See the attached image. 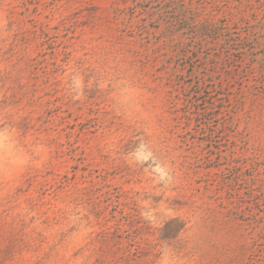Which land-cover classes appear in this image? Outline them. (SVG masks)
Listing matches in <instances>:
<instances>
[{"label":"rangeland","instance_id":"374dc122","mask_svg":"<svg viewBox=\"0 0 264 264\" xmlns=\"http://www.w3.org/2000/svg\"><path fill=\"white\" fill-rule=\"evenodd\" d=\"M0 264H264V0H0Z\"/></svg>","mask_w":264,"mask_h":264}]
</instances>
